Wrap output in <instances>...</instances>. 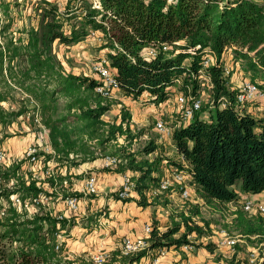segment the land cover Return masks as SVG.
<instances>
[{"label": "trees", "instance_id": "1", "mask_svg": "<svg viewBox=\"0 0 264 264\" xmlns=\"http://www.w3.org/2000/svg\"><path fill=\"white\" fill-rule=\"evenodd\" d=\"M40 2L38 26L28 30L25 44L12 45L10 40L6 47L0 46V78L4 71L6 76H14L12 66L4 65L8 51V62L16 56L26 60L27 79H44L38 87L33 81L23 86L38 102V114L48 130L51 152L46 155L47 161L64 165L94 159L95 153L115 156L118 163L111 169L131 174L133 190L139 195L137 203L144 207L151 204L147 194L157 188L162 160L166 158L160 154L156 139H149L140 149L131 147L141 131L131 129L128 111H121L118 122L103 119L112 101L96 91L99 77L64 72L52 50L55 41L72 45L86 39L91 31L99 32L101 48L107 49V66L114 72L121 94L131 99L146 95L156 104L168 98L169 88L177 80L184 94L197 96L198 70L202 69L212 84L208 118L203 120L197 114L201 107L189 122L172 129L173 145L187 167L174 160L167 162L190 174L189 184L207 206L237 204L233 230L258 247L262 259L249 263L247 259L235 260L233 255L229 262L264 264V214L244 211L235 188L239 182L246 193L264 189V117L237 110L238 90L229 84L223 65L202 68L201 64L205 47L213 51L216 59L230 49L246 61L253 74L264 73V0H98L100 7L89 6L84 13H76L81 5H75L74 0H68L64 11H59L56 3ZM6 30V24L0 25V33ZM162 43L169 44V48L163 50ZM149 48L155 50L154 55L148 53ZM259 86L264 91V83ZM58 96L65 98V114L57 115ZM3 99L0 91V102ZM22 113L21 109L7 114L0 107V122ZM70 115L72 120H68ZM120 138L122 142H118ZM22 163L18 161L5 169L0 165V201H7L13 193H19L21 198L39 192L47 194L43 183L50 187L63 184L65 175L57 172L54 178L44 180L17 175ZM10 180L12 188L7 187ZM67 195L78 197L82 193L66 191L60 196ZM114 198L118 199L116 195ZM2 207L0 203V210ZM5 212L7 216L0 222V264L73 262H62L60 252L50 248L55 233L64 228L67 219H58L46 211H37L28 218L12 207ZM173 213L163 231L152 222L146 248L133 254H123L121 248H116L103 264H140L147 249H178L183 244H193L188 234L200 237L205 233V224L194 219L201 215L198 204ZM13 240H19L21 245L14 247ZM205 246L213 249L211 243ZM80 262L92 264L84 258Z\"/></svg>", "mask_w": 264, "mask_h": 264}, {"label": "rangeland", "instance_id": "2", "mask_svg": "<svg viewBox=\"0 0 264 264\" xmlns=\"http://www.w3.org/2000/svg\"><path fill=\"white\" fill-rule=\"evenodd\" d=\"M47 1L56 3L59 6V11H64L65 5L68 2V0H47ZM40 3H41L40 0H0V25L3 24L7 25V30L4 33H0L1 47L2 46L6 47V45L9 43L10 40L12 42V45L16 44L23 46V44H25L28 30L32 27L36 28L38 26L40 10H38L37 7L40 5ZM74 4L81 5L76 13H84L86 8L89 6L97 7L94 0H74ZM100 37H101L100 33L95 31L92 34L90 33V35L86 37L87 39L86 41L83 40L82 42H80V44H78L75 47H73L72 45H65L63 43H59L55 41L53 43L52 50L55 55V58L59 61L64 72H71L82 75L95 74L93 71V65L96 61L105 57L103 54L107 50L105 48H101L103 40ZM5 52L7 53V57H5L4 59V65L7 66L8 68L12 66L11 71L14 76L13 78L9 77V75L6 76L5 74L6 71H4L3 78H0V91L4 95V99L0 102V107L7 114L11 112L12 113L17 112L21 109L24 111V113L15 117L13 115L7 116L5 122H0V142L5 140L6 138L12 139V137H14L15 139H12L13 142L12 141L11 142L16 143V141L17 142L21 141L23 137L26 138L28 133H33L34 136L38 134L40 135V139L38 141L39 142L38 154L39 156L42 157V160L47 161L46 155L50 153L49 150H51V148L49 147L48 134L47 132H45L44 125L42 124L41 118L38 114L39 104L34 99V97L26 91V89L23 86V85L31 84L33 81L36 83V86L38 87V85H43L44 79L43 78H41V80L27 79L24 72L27 67V63L26 60L23 59V56H16L13 58L12 61L8 62V55L10 52L8 51ZM232 52H228L230 55H232L231 59L228 57L226 58L224 52L222 53L223 66L229 69V74L227 76H228L229 84L231 85L232 88L238 89L242 81L247 79L258 82L264 80V73L253 74L252 71L253 69H250V67H248L246 61L239 60V57L235 56L234 52L233 53ZM187 61L188 60H185V63ZM198 79L202 81L201 78ZM18 83H23V84L20 85ZM179 84L180 83L176 82V85H173V87L171 86L169 88V93H170L168 96L169 99L167 98L164 101L166 103L163 102L160 103V105L152 102L150 99L146 100V97H148L146 95L142 97L141 101H139V99H136V102H133L131 98L121 100L119 99V97H121L122 94L121 95L117 94L119 90L118 91L116 90L112 93V96L108 97V99L112 101L111 102L112 104L110 106V109L107 112H105V114L103 115V119L106 121L118 122L120 119L121 111L123 109L125 111H128L130 113L131 129L135 132L141 131V135L137 138V140H134L132 142L131 147L133 149H140L149 139H156L159 145L160 152L162 153L161 154L162 157L164 158L171 157L174 151L171 146V143L168 140L169 135H162V136L159 135L158 132L155 130L154 123L156 119V114L159 113L160 111L159 110L160 106L162 111L161 112L162 115L160 117L165 121V123L168 126L173 128L181 123L182 121L181 117L179 116V112H177V96L179 95V93H182V91L179 89ZM49 87L51 86L49 85ZM197 92H198L197 96L201 100V105H202L201 107H203V109L197 114L201 117L205 116L206 118H208L209 109H210L208 107L209 89L207 88V85L199 84ZM256 100H253L249 104L255 107L254 103L256 102ZM56 103L58 105L57 115L65 114L66 111H64L62 108L65 103V98L62 96H58ZM246 109H248V107ZM256 111L258 113L259 112L264 113V108L259 110L257 109ZM248 113L250 112L248 111ZM35 117H38L39 123L35 120ZM68 120H72L71 115L68 116ZM118 142H122V139L120 138ZM94 149L98 150L99 147H96L95 144ZM21 155H23L22 150L19 153L18 158ZM94 156L103 157L100 156L98 153H95ZM18 158L16 157L13 159H18ZM48 161L53 166L52 168H54V171L57 172L58 175H64L62 174L64 173V169L57 168L58 166H63V164H57L55 161L51 159ZM162 163L168 164V162L163 160ZM22 169H23V174H27V176L31 175L33 171H35V173L37 172L36 170H34V168L31 165H25ZM169 174L170 171L165 172L163 174V177L166 176L169 177ZM44 187H46L45 191H47V194H45L46 198L44 197L42 199V202H40V204H38L36 208L37 211L49 212L52 211L53 209L52 204L54 203L57 204L58 202H61L60 194L66 192L65 190L66 188L62 189V187H57L56 190H53L52 192L48 184H45ZM191 188L192 187H190V189ZM235 188L239 193V197H240L238 201L239 204H241V200L246 198L247 196L250 199L258 201L264 205V201H262L264 199L261 198L262 196H264V189L258 193H246L241 190L239 182L235 185ZM169 190L171 189L169 188L167 190L158 192L155 188L152 194L155 195L154 196L155 199L157 196L160 195L161 200L164 203L166 201H167L166 203H168L169 202L167 197L168 193L166 191ZM54 191L60 192V194H57ZM259 198H261L262 200H260ZM177 201L178 204L183 205L182 209L187 208L189 205H194V204L199 205L201 215L200 217H195L194 219L200 224H205L204 225L205 233L200 237L195 236V238L197 240H201L199 241V244L205 241L211 243L213 245V249L209 250L208 248H206L204 244L203 247L205 248V251L209 252L210 254H213L215 260L222 259L224 262H228L229 264L230 259L225 261L226 257L223 256V252L220 246H215L210 240L211 237H206V236H211V235L213 237H216V235L218 236V234H220L219 230L221 228H224L230 235L236 234V232L233 230L232 227L234 205L232 206L230 204L229 205L227 204V205H218V206H213V205L207 206L206 204H204V201L202 199H201L202 202L198 200L197 194L195 193L193 188L192 191L189 190V195L187 198L179 197ZM0 203L2 205H6L5 201L3 200H1ZM29 208L31 211H33L35 207L30 205ZM179 210L180 209H176V211ZM21 211H23L22 208ZM173 212L170 213V216L174 214ZM60 213L56 212L53 215H57ZM4 218L5 216L0 215V222H2ZM95 219L96 217H93L92 215V216H88V218L85 220H87V224H88V221L94 223ZM70 222L72 223V219L70 220ZM206 222L208 226H206ZM74 223L76 224V222ZM0 228H2V226H0ZM62 238H64V236L60 237L59 239ZM248 242L249 241L245 240L244 238L238 237V240L234 244L233 248L230 247L229 248L232 249V251L240 250V252H238L239 255L238 259L246 258L249 262L250 250L246 251V245H249L250 247L249 249H251L252 245H250L251 243ZM199 244L193 242L192 245L196 246ZM214 249L216 250L213 251ZM112 251L113 250L107 252L110 255V252ZM259 257H260V249L257 250V257H254V259L257 261Z\"/></svg>", "mask_w": 264, "mask_h": 264}, {"label": "crops", "instance_id": "3", "mask_svg": "<svg viewBox=\"0 0 264 264\" xmlns=\"http://www.w3.org/2000/svg\"><path fill=\"white\" fill-rule=\"evenodd\" d=\"M83 40L86 41L87 39ZM83 40L72 44V46H77ZM227 51H232L230 49L224 51L225 57L231 59L232 55H230ZM103 55H105V53ZM86 75L90 77L95 76V74ZM117 94L121 95V92L119 91ZM143 96L145 95H142L138 98L139 101L142 100ZM119 99L125 100L130 98L121 95ZM148 99L149 98L146 97V100ZM132 101L136 102V99H132ZM254 104L255 107L249 105L247 111H249L254 117H264L263 112L258 113L256 111L257 109L259 110L264 108V98L256 100ZM159 110V113L156 114V118H161V106ZM201 118L203 120L207 119L205 116H202ZM33 138V133H28L26 138L23 137L21 141H16V143H12V139H15L14 137H12V139L6 138L0 142V147L5 149L9 156L18 158L21 150L23 151L25 146L30 141H32ZM168 140L171 143L174 153H172L171 157L163 159V161L167 162L169 160H174L181 163L184 167H187L186 161L177 152L175 146L173 145L171 136H169ZM160 154L162 153L160 152ZM170 167H172V165L163 164L159 177L162 178L163 174L168 172ZM57 168L64 169V173H62L65 175V179L62 182L64 184L56 185L55 187L49 186L51 191L56 190L57 187H62V189L66 188V191L71 192L76 190L81 192L82 181L86 175L92 173L95 174L97 178V192L94 194H86L81 192L82 195L78 196L79 209L77 211L68 210L64 204L63 198H61V202L52 204L53 209L52 211H49L51 214L61 212L60 214H63L67 221H69L64 226V228H62V235L64 236L62 240L64 248L63 256H65L66 260L73 261L70 264H76L79 262V260L81 261L80 263H82V258L89 259L90 255L97 252L98 250L111 251L119 248L122 237L136 239L147 236L143 229L146 223L152 224V222L155 221L157 228L160 231H163L170 224V213L176 211V209L183 208V205L178 204L177 201V199L181 197L180 193L174 190L166 191L168 193V203H166L167 201L164 203L161 200L160 195L155 199L154 194L148 193V201H150L151 204H148L144 207L138 205L137 199L139 198V195L134 190L131 191L129 200L120 201L119 199L114 198L115 191L120 187L122 173L116 172L112 169L107 170L103 168L102 157H96L92 160H86L75 164H64L63 166H58ZM45 184L43 183L42 186L46 190V187H44ZM190 190L192 191V188ZM54 192L60 194V192ZM197 198L200 200V202H202L201 198L198 196ZM261 198L264 199V196ZM261 198L259 199L262 200ZM227 204L232 206L234 205L233 211L236 209V203L229 202L225 203L224 205ZM92 215L93 217H96L94 223L88 221L87 224V220L85 219ZM71 219L72 223L70 222ZM74 222H76V224ZM182 230L183 228H181L180 231ZM219 235L220 234H218V236L216 235V237H213L212 235L206 237H211V242L217 246ZM192 239V241L196 242L197 244H199V241H201L195 238V234H192ZM206 243L209 242L205 241L199 245L193 246L194 248L192 247L193 249L188 251H183L180 249V247L178 249H174L172 247L166 248L164 253L159 257L157 264H228V262H224L222 259L215 260L213 254L206 252L205 248L203 247V245ZM220 248L222 249L223 256L226 257L225 261L231 259L233 255L235 260L239 258L238 252H240V250L232 251V249L227 246H221ZM249 248V245H246V251L250 250ZM215 250L216 249L213 251ZM64 261L62 260V262Z\"/></svg>", "mask_w": 264, "mask_h": 264}, {"label": "built area", "instance_id": "4", "mask_svg": "<svg viewBox=\"0 0 264 264\" xmlns=\"http://www.w3.org/2000/svg\"><path fill=\"white\" fill-rule=\"evenodd\" d=\"M97 7H100L98 0H94ZM93 31H91V34ZM161 48L166 50L169 48V44L162 43ZM195 48H199V45H196ZM203 52V60H202V68L208 65H223V58L222 56L219 59H216L213 51L210 50L208 47L202 49ZM148 53L150 55L155 54V50L153 48L148 49ZM242 61V59L239 58ZM244 61V60H243ZM93 71L95 75L99 77L100 84L96 87V91L102 94L105 97L112 96V93L118 90V84L115 77L114 72L107 66V61L105 57L101 58L100 60L96 61L93 65ZM223 73L227 76L229 74V69L223 66ZM198 78H201L202 81L199 79V84L207 85L209 91L212 88V84L208 76L203 72L202 69L198 70ZM179 83V80L176 81ZM264 83V81H252V80H244L242 81L240 87L237 89V93L235 96V103L236 108L241 113H248L247 107L250 105L253 100L261 99L264 97V91L260 88L259 84ZM224 105V104H222ZM201 100L198 96L192 95L190 93L184 94L179 93L177 96V112H179V116L181 117V123L186 124L189 122L194 114L201 109ZM35 120L39 123L38 117H35ZM180 123V124H181ZM179 124V125H180ZM155 130L158 132L159 135H169L171 136L172 129L168 126L162 118L155 119ZM45 132L48 130L44 126ZM40 135L36 134L33 140L30 141L23 150V155H21L18 159H13L11 156L7 154L5 149L0 147V165L2 168H7L13 163H17L18 161H23L21 167L17 171V175L23 174V167L25 165H31L35 171L29 176L24 174L26 178H32L36 180H44L46 178H54L56 172L54 171L53 166L50 164L49 161L42 160V157L38 154V144H39ZM50 147V146H49ZM51 152V151H50ZM118 163V158L115 156L106 155L102 157V167L105 169H111ZM33 170V169H32ZM40 170V171H38ZM170 174L169 177H162L159 180L158 186L156 190L158 192L171 189L174 191H178L182 198H187L189 195V190L191 185L189 184L190 181V174L183 169L177 167H170L169 170ZM2 182V180H0ZM12 180L7 184V187L12 188ZM134 183L131 179V174L129 172L122 173L120 187L115 191V195L118 199H124L129 197L131 191H133ZM156 191V192H157ZM82 193L86 194H94L97 192V178L95 174H88L82 181ZM46 198L45 194L39 192L36 195H29L25 198H21L19 193H13L9 195L7 201H5L6 205L0 210L1 216H7V212L5 210L9 207L14 208L19 213H25V216L28 218H32V216L37 212V205L42 202L43 198ZM64 204L66 208L70 211H77L79 209V198L74 195H67L63 198ZM4 201V200H3ZM242 209L248 213H261L264 214V205L258 201L252 200L250 198H244L241 200ZM30 205L34 206L35 208L33 211L30 210ZM21 208L23 211H21ZM56 217L58 219L66 218L63 214H57ZM144 232L148 236L150 231L152 230V225L146 223L144 225ZM220 235L217 240V246H227L233 248L234 244L240 237L239 234L230 235L224 228L219 230ZM62 229L55 233V240L51 242L50 248L53 251L60 252V256L62 260H66L65 256H63L64 248H63V240L59 239L62 237ZM192 234H188L187 238L189 241H192ZM146 237H139L136 239H131L129 237H123L120 243L119 248H121V252L123 254H133L141 249L147 247ZM12 245L14 247L20 246L21 242L19 240H13ZM193 247L192 244H183L180 246V249L183 251H188ZM257 250L258 247L252 246L250 249L249 255V262L255 263L256 260L254 257H257ZM165 249H147L145 256L142 258L143 260L140 264H157L159 261V257L164 253ZM109 257V253L104 250H98L97 252L90 255L89 260L92 264H103ZM147 258V259H146ZM262 257H259L257 260L260 261ZM70 264V263H69ZM78 264V262L76 263Z\"/></svg>", "mask_w": 264, "mask_h": 264}]
</instances>
